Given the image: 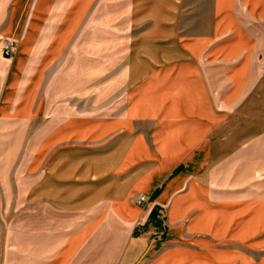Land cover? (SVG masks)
<instances>
[{
	"label": "crops",
	"instance_id": "crops-1",
	"mask_svg": "<svg viewBox=\"0 0 264 264\" xmlns=\"http://www.w3.org/2000/svg\"><path fill=\"white\" fill-rule=\"evenodd\" d=\"M96 1L0 0V264H264V0L91 47Z\"/></svg>",
	"mask_w": 264,
	"mask_h": 264
},
{
	"label": "rangeland",
	"instance_id": "rangeland-1",
	"mask_svg": "<svg viewBox=\"0 0 264 264\" xmlns=\"http://www.w3.org/2000/svg\"><path fill=\"white\" fill-rule=\"evenodd\" d=\"M200 1L189 0L186 2L188 6L184 8H168L167 16L169 18L175 15L176 18L178 16L181 18L183 15L186 17L196 15L198 8L202 7ZM159 4V0H97L89 11L87 33L89 46L99 47L103 41L110 43L111 39L120 41V45L125 46L129 35H138L149 26L153 29L159 28L160 17L166 15L163 13L164 8ZM185 26L190 27L189 23H185ZM116 28H119V32H116ZM102 59L110 64L112 57L105 55ZM105 106L106 104L92 105L93 108L98 109ZM8 180L7 177H0V253L4 248L8 226L16 223V205L21 202L11 198L15 193L7 190L8 186H11Z\"/></svg>",
	"mask_w": 264,
	"mask_h": 264
},
{
	"label": "built area",
	"instance_id": "built-area-1",
	"mask_svg": "<svg viewBox=\"0 0 264 264\" xmlns=\"http://www.w3.org/2000/svg\"><path fill=\"white\" fill-rule=\"evenodd\" d=\"M11 46H12L11 41L6 40L4 42V44H3V52H4L5 55H9L11 53ZM143 201H145V197L143 195H140L138 200H137V203L141 204Z\"/></svg>",
	"mask_w": 264,
	"mask_h": 264
}]
</instances>
